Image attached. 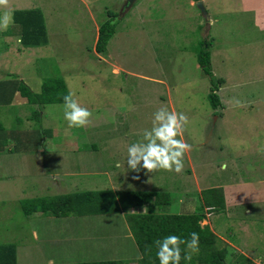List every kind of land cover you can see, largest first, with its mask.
Returning <instances> with one entry per match:
<instances>
[{"label":"rangeland","instance_id":"374dc122","mask_svg":"<svg viewBox=\"0 0 264 264\" xmlns=\"http://www.w3.org/2000/svg\"><path fill=\"white\" fill-rule=\"evenodd\" d=\"M126 3L9 0L12 14L40 9L47 36L29 47L17 42L15 23L0 30V80L37 94L45 80L61 78L93 115L70 128L63 103L30 104L21 91H0V245L16 246L17 264H143L125 212L27 216L21 201L159 191L172 195L174 212H193L203 189L222 188L225 210L202 224L223 237L227 264H264V0H134L124 10ZM113 15L116 33L98 53V28ZM204 40L210 73L198 59ZM161 107L189 119L184 170L133 171L127 148L143 140Z\"/></svg>","mask_w":264,"mask_h":264},{"label":"trees","instance_id":"16d2710c","mask_svg":"<svg viewBox=\"0 0 264 264\" xmlns=\"http://www.w3.org/2000/svg\"><path fill=\"white\" fill-rule=\"evenodd\" d=\"M13 17L14 23L19 27L18 33L23 45L39 46L45 42L47 31L45 19L40 9L16 10ZM114 18V15L111 16L98 29L96 41L98 53L106 52L108 43L116 33ZM202 44L203 47L198 53V59L204 70L209 72L210 52L208 49L210 48V41L204 40ZM20 82V86L17 87L14 82H9L11 86H8L6 80H0V91L6 90L9 94L7 95L8 98L13 96L15 92L21 91L20 94L30 104L40 105L63 103V97L69 93L66 91V85L61 78L45 80L41 93L37 94L24 82ZM209 96L212 105L217 108L220 105L218 95L212 91ZM2 127L0 123L1 132L3 131ZM200 194L201 204L197 207L194 204L193 212H174L172 206L175 201L172 195L169 192L161 193L159 191H84L54 197L26 199L22 200L21 204L27 216H31L33 213H42L62 217L71 214H117L123 211L139 248L143 264H159L156 256V240L169 234L179 235L182 239H190L192 232L199 234V251L192 254L190 261L182 258L180 264H227L229 249L224 245L223 238L209 224H202L204 220H207V213L225 210L224 191L222 188H209L203 189ZM141 206H146L147 211H132ZM181 248L184 250L185 246L181 245ZM183 255L184 251H182V257ZM16 256L17 249L14 244L0 245V264H17ZM244 257L246 258V255ZM73 264H125V262L122 260H105Z\"/></svg>","mask_w":264,"mask_h":264},{"label":"clouds","instance_id":"9594fccd","mask_svg":"<svg viewBox=\"0 0 264 264\" xmlns=\"http://www.w3.org/2000/svg\"><path fill=\"white\" fill-rule=\"evenodd\" d=\"M8 7L9 0H0V8L5 9L0 14V30L3 31H7L14 23L13 14L7 10ZM236 103L240 102L236 101ZM63 108L64 119L70 128L86 127L93 115L87 107L81 106L71 91L63 97ZM188 123L189 119L185 113L170 111L167 107L159 108L153 114L151 129L144 130L143 140L128 146L127 167L137 172L142 168L148 173L158 170L182 173L185 154L191 150V145L183 138ZM144 211L147 209L145 208ZM199 240V234L196 232L190 234V239L169 234L156 240V256L159 264H180L182 258L190 261L192 254L199 251ZM181 245L185 246L184 250ZM182 251H184L183 257Z\"/></svg>","mask_w":264,"mask_h":264},{"label":"water","instance_id":"95a60500","mask_svg":"<svg viewBox=\"0 0 264 264\" xmlns=\"http://www.w3.org/2000/svg\"><path fill=\"white\" fill-rule=\"evenodd\" d=\"M133 2H134V0H127L126 6H124V10H127L133 4ZM197 5L200 8V10L202 11L203 15L205 16L207 23H209L210 17L207 16V12L204 8L203 1H198Z\"/></svg>","mask_w":264,"mask_h":264},{"label":"crops","instance_id":"0c3cea01","mask_svg":"<svg viewBox=\"0 0 264 264\" xmlns=\"http://www.w3.org/2000/svg\"><path fill=\"white\" fill-rule=\"evenodd\" d=\"M193 2V1H192ZM210 21V20H209ZM99 29V28H98ZM214 230V229H213ZM223 238V237H222Z\"/></svg>","mask_w":264,"mask_h":264}]
</instances>
